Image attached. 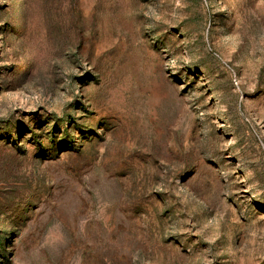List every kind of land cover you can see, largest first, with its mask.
<instances>
[{"label": "rangeland", "instance_id": "1", "mask_svg": "<svg viewBox=\"0 0 264 264\" xmlns=\"http://www.w3.org/2000/svg\"><path fill=\"white\" fill-rule=\"evenodd\" d=\"M0 264H264V0H0Z\"/></svg>", "mask_w": 264, "mask_h": 264}]
</instances>
